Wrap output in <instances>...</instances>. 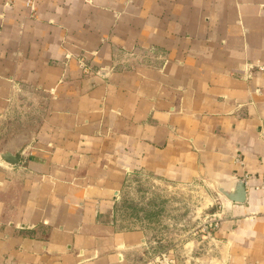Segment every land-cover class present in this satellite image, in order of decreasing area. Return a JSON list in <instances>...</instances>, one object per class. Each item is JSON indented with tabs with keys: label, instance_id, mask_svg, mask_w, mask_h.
<instances>
[{
	"label": "crops",
	"instance_id": "0c3cea01",
	"mask_svg": "<svg viewBox=\"0 0 264 264\" xmlns=\"http://www.w3.org/2000/svg\"><path fill=\"white\" fill-rule=\"evenodd\" d=\"M264 0H0V264H133L130 175L214 178L228 264H264Z\"/></svg>",
	"mask_w": 264,
	"mask_h": 264
},
{
	"label": "rangeland",
	"instance_id": "374dc122",
	"mask_svg": "<svg viewBox=\"0 0 264 264\" xmlns=\"http://www.w3.org/2000/svg\"><path fill=\"white\" fill-rule=\"evenodd\" d=\"M225 213L208 179L180 184L141 173L121 189V219L145 235L133 264H228L219 236Z\"/></svg>",
	"mask_w": 264,
	"mask_h": 264
},
{
	"label": "water",
	"instance_id": "95a60500",
	"mask_svg": "<svg viewBox=\"0 0 264 264\" xmlns=\"http://www.w3.org/2000/svg\"><path fill=\"white\" fill-rule=\"evenodd\" d=\"M29 140L21 142L19 145L13 146L9 149L0 150V159L7 164L16 165L20 160V155ZM215 186L216 190L224 196L228 201L233 203H244L246 200L245 184L244 180L237 179L232 182V192H229L225 186H223L219 180L214 178H208Z\"/></svg>",
	"mask_w": 264,
	"mask_h": 264
},
{
	"label": "built area",
	"instance_id": "2783aa9c",
	"mask_svg": "<svg viewBox=\"0 0 264 264\" xmlns=\"http://www.w3.org/2000/svg\"><path fill=\"white\" fill-rule=\"evenodd\" d=\"M25 6L27 8H31L34 0H24ZM15 2V0H8V4ZM259 70L264 71V68L260 67ZM260 188L264 191V183L260 186ZM262 216L264 217V211L262 212Z\"/></svg>",
	"mask_w": 264,
	"mask_h": 264
}]
</instances>
